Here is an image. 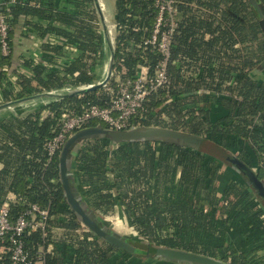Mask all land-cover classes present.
Returning a JSON list of instances; mask_svg holds the SVG:
<instances>
[{"label": "trees", "instance_id": "obj_1", "mask_svg": "<svg viewBox=\"0 0 264 264\" xmlns=\"http://www.w3.org/2000/svg\"><path fill=\"white\" fill-rule=\"evenodd\" d=\"M117 21L113 77L154 73L162 55L145 41L154 31L155 0H114ZM178 26L168 63L170 86L153 92L133 126L193 133L231 151L264 179V28L250 0H174ZM264 12V0H259ZM11 52L0 44V104L95 83L105 45L94 0H0ZM112 30V29H111ZM21 37L31 48L20 50ZM106 87L0 118V208L15 220L30 205L49 210L45 228L23 236L28 264H187L121 250L87 230L60 181V152L46 142L65 108L82 113L107 105ZM225 109L215 118L213 104ZM107 125L92 121L88 126ZM72 178L95 216L122 207L147 246H166L229 264H264V202L227 162L176 142L88 139L77 148ZM13 196V198H11ZM52 245V249H49ZM0 264H11L1 251ZM118 254L116 258L115 255ZM257 256L252 259V257ZM143 260V261H142ZM144 264H149L144 263Z\"/></svg>", "mask_w": 264, "mask_h": 264}, {"label": "water", "instance_id": "obj_2", "mask_svg": "<svg viewBox=\"0 0 264 264\" xmlns=\"http://www.w3.org/2000/svg\"><path fill=\"white\" fill-rule=\"evenodd\" d=\"M255 8L259 11L262 18L261 24L264 28V12L259 0H250ZM94 5L99 16L101 32L104 38L105 58H108L107 74L102 80L81 87H65L63 89L43 92L30 97L22 98L16 101H9L0 104V111L16 105L23 104L27 101L43 100L45 103L59 101L71 95L84 94L86 92L96 91L105 87L113 76L115 55H116V37L117 21L111 18L110 24H113L114 33L111 32L109 20L103 11L100 0H94ZM113 17V16H112ZM13 114H16L13 112ZM107 138L113 143L122 142H176L179 145L188 146L194 149L203 147L210 154L227 162L228 165L240 174L252 188L257 197L264 202V179L260 178L256 169L251 167L245 161L240 159L231 151L222 146L203 138L202 136L161 126H135L126 130H114L101 124L88 126L72 134L60 151V181L65 193L66 201L72 211L77 215L82 224L88 231L94 233L97 237L102 238L111 245L130 252L132 254H147L157 258L174 261L177 263L187 264H229L221 259L213 258L199 253L169 248L166 246L141 247L138 242L118 233L113 228L107 226L98 216H95L92 210L87 206L79 191L74 186L72 178L73 159L78 146L85 140Z\"/></svg>", "mask_w": 264, "mask_h": 264}, {"label": "built area", "instance_id": "obj_3", "mask_svg": "<svg viewBox=\"0 0 264 264\" xmlns=\"http://www.w3.org/2000/svg\"><path fill=\"white\" fill-rule=\"evenodd\" d=\"M158 9L155 28L152 36L145 41L162 55L153 74L147 66H140L136 78L119 80L114 86H105L111 98L107 105L94 104L82 113L65 108L60 118V129L46 142L49 156L60 152L67 139L76 131L88 127L95 120L103 122L108 128L126 130L133 126V119L146 111L148 97L155 91L170 86L168 63L171 58L173 37L178 26V8L174 0H155ZM1 9V3H0ZM9 24L0 15V44L2 53L8 55L11 50L8 44ZM264 172V163L260 165ZM49 210L38 204L30 205L15 220L11 217L10 205L5 202L0 208V238L3 246L1 251L11 254V264H28L29 253L25 248L23 236L27 230L45 228ZM88 230V229H87Z\"/></svg>", "mask_w": 264, "mask_h": 264}, {"label": "rangeland", "instance_id": "obj_4", "mask_svg": "<svg viewBox=\"0 0 264 264\" xmlns=\"http://www.w3.org/2000/svg\"><path fill=\"white\" fill-rule=\"evenodd\" d=\"M100 2H101V6H103L102 8H104L103 11L105 12V14L109 20L108 22L110 24V21H112V19H111L112 17L109 14H111L113 16V18H115V15H116L115 14V1L114 0H100ZM107 64H108V58H106L103 66L101 67V71L99 72V74H100L99 80H102L106 77ZM45 102L46 101H43V100H36L34 103L35 106H32V107L30 106V107H27L24 109H20V111L18 113L24 114L30 110L37 108L38 106H40L42 104H46ZM7 113H8L7 108L0 111V114H2L3 116L6 115ZM2 115H0V118H2L1 117ZM96 121H98V120H96ZM99 218L107 226L113 228L115 231H117L118 233L128 237L129 239H131L133 241L135 240L136 242H138V244H140L141 247L145 248L146 244L144 242L140 241L141 237L137 234V232L133 228V226L130 225L129 220H128V218L125 214V211L122 207L118 206L116 208L115 216H108L105 218L102 216H99ZM129 227H130V229H129ZM131 228L133 229V231ZM255 257H257V256L252 257V259L254 260ZM143 260H144V263L148 262L149 264L160 263V262H157L156 260H150V259H146V260L143 259ZM166 264H168V263H166ZM169 264H173V263H169Z\"/></svg>", "mask_w": 264, "mask_h": 264}, {"label": "crops", "instance_id": "obj_5", "mask_svg": "<svg viewBox=\"0 0 264 264\" xmlns=\"http://www.w3.org/2000/svg\"><path fill=\"white\" fill-rule=\"evenodd\" d=\"M103 7V6H102ZM107 8V7H106ZM104 9V8H103ZM111 17H112V15L111 14H109ZM113 18V17H112ZM20 31H18V33H19ZM20 34L21 33H19L18 34V37L16 38V41H18L19 43H23V46H21L20 48V50H26V49H29V48H31L32 46H33V42L31 41V40H27V39H25V37H21L20 36ZM105 60H106V58H105ZM32 107V106H35L34 105V103H28V104H22V105H20V106H15V110H16V113L17 112H19L20 111V109H24V108H27V107ZM225 113V109L222 107V106H220L219 104H217V103H214L213 104V115H214V117L215 118H217V117H219V116H221L222 114H224ZM9 114H11V112H10V110H8V113L6 114V115H4V116H7V115H9ZM0 115H2V114H0ZM3 115L1 116V117H4ZM258 165H255L253 168L254 169H256V168H258L257 167ZM11 198H13V196H11ZM130 226V225H129ZM129 229H130V227H129ZM132 229V228H131ZM131 231V230H130ZM132 231H133V229H132ZM49 249H52V245H49ZM261 256H262V258H264V250L262 249L261 251H260V253H259ZM118 256V254H116L115 255V257L114 258H116Z\"/></svg>", "mask_w": 264, "mask_h": 264}, {"label": "bare ground", "instance_id": "obj_6", "mask_svg": "<svg viewBox=\"0 0 264 264\" xmlns=\"http://www.w3.org/2000/svg\"><path fill=\"white\" fill-rule=\"evenodd\" d=\"M110 29H112L111 32L114 33V27H113V24H110ZM106 58H107V57H106ZM107 66H108V64H107ZM106 71H107V69H106ZM28 103H35V101H27V102H25V103H23V104H28ZM20 105H22V104H20ZM20 105H16V106H20ZM7 109L10 110L11 113H13V112L16 113L15 106L10 107V108H7Z\"/></svg>", "mask_w": 264, "mask_h": 264}]
</instances>
